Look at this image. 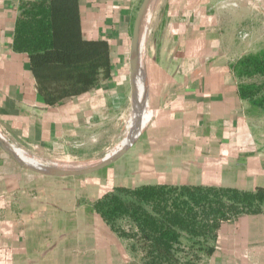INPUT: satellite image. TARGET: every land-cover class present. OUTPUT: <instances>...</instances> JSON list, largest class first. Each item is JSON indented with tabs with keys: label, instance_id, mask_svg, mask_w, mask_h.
Here are the masks:
<instances>
[{
	"label": "crops",
	"instance_id": "obj_1",
	"mask_svg": "<svg viewBox=\"0 0 264 264\" xmlns=\"http://www.w3.org/2000/svg\"><path fill=\"white\" fill-rule=\"evenodd\" d=\"M37 1L47 0H0V135L36 156L105 155L131 111L129 49L142 0H78L83 37L108 43L109 73L54 104L38 92L28 52L14 47L22 5ZM222 1L151 0L140 36L143 97L138 83L149 116L108 166L51 176L0 148V264H140L94 207L116 187H264V110L240 91L264 76L235 70L264 50L253 42L261 34L232 28L229 39L233 18L258 19L264 4L256 0V14L250 0ZM213 244L203 264H264V212L222 221Z\"/></svg>",
	"mask_w": 264,
	"mask_h": 264
},
{
	"label": "trees",
	"instance_id": "obj_2",
	"mask_svg": "<svg viewBox=\"0 0 264 264\" xmlns=\"http://www.w3.org/2000/svg\"><path fill=\"white\" fill-rule=\"evenodd\" d=\"M14 47L28 52L38 92L49 104L81 94L109 73V46L81 31L78 0L25 3ZM239 76H264V50L242 58ZM240 91L264 110V80ZM127 242L140 264H202L218 225L244 213L264 212V187L250 191L193 185L116 187L94 204Z\"/></svg>",
	"mask_w": 264,
	"mask_h": 264
},
{
	"label": "water",
	"instance_id": "obj_3",
	"mask_svg": "<svg viewBox=\"0 0 264 264\" xmlns=\"http://www.w3.org/2000/svg\"><path fill=\"white\" fill-rule=\"evenodd\" d=\"M151 0H142L140 6L137 10L133 27H132V35L130 41V49H129V67H130V84H131V105L134 104L136 98V73L138 72V65L140 62V36H141V27L142 23L149 6ZM142 104V108H143ZM140 109L137 110V117L140 113ZM140 128L137 126L132 127L128 139L126 142L119 147L118 149H114L109 154L104 157L98 158L89 162L88 164H84L79 167H59V166H36L30 164L23 159H21L14 148L0 135V148L5 151L12 159H14L21 167L31 170L34 172H38L45 175L51 176H78L85 175L88 173L96 172L98 170L103 169L104 167L111 164L118 157H120L133 143L135 137L137 136Z\"/></svg>",
	"mask_w": 264,
	"mask_h": 264
},
{
	"label": "rangeland",
	"instance_id": "obj_4",
	"mask_svg": "<svg viewBox=\"0 0 264 264\" xmlns=\"http://www.w3.org/2000/svg\"><path fill=\"white\" fill-rule=\"evenodd\" d=\"M251 2V5H250V9L252 10V12H256L257 10L253 7V5L256 7L258 5V2H256V0H250ZM263 4H264V0H262ZM218 6H221V5H224L225 7V0H223L222 2H218L217 4ZM254 8V9H253ZM256 10V11H255ZM223 14H224V21L226 23V25L228 24V20L229 18V14H230V11H227L226 8H223ZM257 14V12H256ZM258 17V16H257ZM228 18V20H227ZM241 18V17H240ZM233 21H234V26H231L229 28V35H230V40L232 39V28H234L235 32H237V29H248V28H251V29H256V32H258L259 34H261L258 38V37H255L254 41L255 44L257 45L256 47H264V8H262L260 14H259V18L257 19L256 16H255V19H252V20H247V19H243L242 21V18L241 19H234L233 18ZM228 26V25H227ZM244 35V34H242ZM258 36V34L256 35ZM237 37V36H236ZM241 43L243 44L244 42H242L241 40H236L235 41V44L236 46ZM140 49H141V46H140ZM128 114L129 112H127L125 115H124V118L122 120V123H121V126H117V128L115 129V137L113 138H108L107 139V146H109V151H107V153L105 155H107L108 153H110L114 146L116 147L122 140L123 136H124V133H125V127H126V121H127V117H128ZM117 144V145H116ZM105 155H100L94 159H89V160H83V159H78V158H71V157H58V156H51V155H38V157H42L43 159L45 160H59V161H65V162H68V163H74V164H70V165H78V164H88L89 162L93 161V160H96L98 158H101V157H104ZM120 237V236H119ZM122 239V241L124 242V245L125 247H127V242H125V239L120 237ZM128 248V247H127ZM128 252L134 257V258H138V253H134L132 254L131 251L128 250ZM205 262V261H204ZM203 262V263H204ZM202 263V264H203ZM196 264H200L199 262H197Z\"/></svg>",
	"mask_w": 264,
	"mask_h": 264
},
{
	"label": "bare ground",
	"instance_id": "obj_5",
	"mask_svg": "<svg viewBox=\"0 0 264 264\" xmlns=\"http://www.w3.org/2000/svg\"><path fill=\"white\" fill-rule=\"evenodd\" d=\"M141 35H143V34H141ZM140 42H141V39H140ZM140 51H141V49H140ZM140 61H141V58H140ZM141 72L142 71L140 69V62H139L138 72L136 73V88H137L136 98H135L134 104H132V106H131V111L129 112L130 116L128 117V120L126 121V127H125L126 131H125L124 136L122 138L124 141L122 143L120 142V144H118V145L116 144L117 145L116 149L121 147L126 142L132 127L137 126L138 128H140L141 126H143L146 123V121L148 119V116H149L147 108L146 107L142 108V105H141L142 104V99L140 98V95H139V85H138V83L140 84V88H141V91H142V96L141 97H143L144 96L143 94H145L144 93V88H143V84H144L143 83L144 79H143V76H142L143 73H141ZM138 109H140L141 112L138 114V118H136ZM13 148H14L15 152L17 153V155L21 159H23L24 161H26V162H28L30 164L36 165V166H41L42 165V166H59V167H79V166L83 165V164L70 165V164H74V163L73 162L72 163H68V162L59 161V160H56V159L55 160H45L42 157H38V156H36L34 154L29 153L25 149H21L19 147H13Z\"/></svg>",
	"mask_w": 264,
	"mask_h": 264
}]
</instances>
